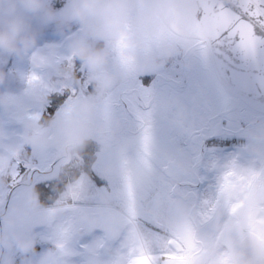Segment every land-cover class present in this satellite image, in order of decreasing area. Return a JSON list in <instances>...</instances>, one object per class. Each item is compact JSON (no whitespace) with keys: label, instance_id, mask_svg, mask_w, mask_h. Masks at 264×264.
<instances>
[{"label":"rangeland","instance_id":"obj_1","mask_svg":"<svg viewBox=\"0 0 264 264\" xmlns=\"http://www.w3.org/2000/svg\"><path fill=\"white\" fill-rule=\"evenodd\" d=\"M142 4L151 9L153 0ZM80 31L74 22L43 39L33 52L13 55L0 85V94L18 98L16 105L0 108V155L9 157L0 169V227L36 182L57 176L68 162L59 156L60 145L38 149L23 139L24 123L39 121L53 92L67 97L49 124L73 113L82 100L97 98L88 123L93 129L107 128L106 137L91 138L100 144L93 170L106 184L82 174L52 207L40 206L28 225L34 253L26 257L13 249L6 254L14 264H40L63 234L71 251L69 264H122L133 236L160 257L179 222L190 223L201 241L214 238L216 217L229 216L220 195L225 173L264 174V117L243 106L233 110L212 75L204 45L177 36H153L136 46L127 63L113 46L106 71L116 80L98 97L93 74L71 57L68 46ZM90 43L105 47L103 41ZM52 48L58 53L55 64L38 67L34 53ZM69 58L71 80L62 74ZM146 126L151 138L147 154L142 142ZM211 207L216 212L206 220Z\"/></svg>","mask_w":264,"mask_h":264},{"label":"clouds","instance_id":"obj_2","mask_svg":"<svg viewBox=\"0 0 264 264\" xmlns=\"http://www.w3.org/2000/svg\"><path fill=\"white\" fill-rule=\"evenodd\" d=\"M46 3L47 0H0V53L24 56L33 52L37 38L21 13L43 14L45 22L54 21L56 16L46 9ZM170 7L174 9V15L167 16ZM194 11L193 0H154L151 9H145L142 0H69L64 19L81 25L80 34L74 35L68 45L71 57L87 66L96 81L98 97L103 96L116 80L113 74L106 71V65L111 49L113 46L117 48L121 36L127 38L125 55L129 62L137 45L150 41L172 20H178L180 34L187 39L192 20L189 13L194 14ZM133 13H137L135 17ZM90 41H103L105 47L98 49ZM57 57L56 49L52 48L37 51L32 58L38 67H50L55 64ZM70 69L69 58L68 69L62 73L67 80H71ZM4 80V74L0 73V85ZM96 99L82 100L73 113L51 122L47 127L34 118L27 120L24 123V141L38 149L60 145L59 156L68 161L74 159L89 139L107 135L106 127H89ZM17 103L18 98L14 95L0 94V108H9ZM8 158V155H0V169L7 164ZM260 200L258 194L249 193L244 197L239 216L229 214L226 220L217 216L216 234L214 238L202 241L196 264H264V245L249 242L250 251H245L236 243L237 237L247 236V217L257 209ZM221 202L225 203L222 196ZM38 214V198L29 192L21 203L13 206L3 217L0 227V264H14V258L6 254L13 249L26 257L34 253L35 240L27 227ZM140 243L133 236L122 264H131L139 254L133 249L138 248ZM144 250L152 255L145 245ZM164 254L156 257V264L163 262L161 257ZM70 257L67 237L58 234L55 250L48 251L40 264H69Z\"/></svg>","mask_w":264,"mask_h":264},{"label":"water","instance_id":"obj_3","mask_svg":"<svg viewBox=\"0 0 264 264\" xmlns=\"http://www.w3.org/2000/svg\"><path fill=\"white\" fill-rule=\"evenodd\" d=\"M68 3L69 0H47L46 9L56 16L51 22H45L43 14L21 13L36 35V46L50 34L74 23L64 19ZM205 5L218 11L222 9L234 21L247 24L253 30V46L246 49L233 33L204 41L188 40L204 45L212 75L222 92L234 102L232 109L243 106L258 118L264 117V16L260 15L264 13V0H193L195 11L189 13L190 17L201 19ZM177 37L186 39L181 35ZM12 56L0 53V73L4 76ZM237 246L250 251L248 243L241 245L239 242Z\"/></svg>","mask_w":264,"mask_h":264},{"label":"snow or ice","instance_id":"obj_4","mask_svg":"<svg viewBox=\"0 0 264 264\" xmlns=\"http://www.w3.org/2000/svg\"><path fill=\"white\" fill-rule=\"evenodd\" d=\"M253 11V9H250ZM174 15V9L168 10L167 16ZM264 16V13H260ZM235 30V31H233ZM233 33L243 47L250 49L253 46V30L247 24H241L238 20H233L222 9L215 7L203 8L202 18L196 20L192 18L190 32L187 39H196L204 41L206 39L225 34ZM181 35L178 27V20H172L157 34L161 36ZM127 38L121 36L118 41L117 49L124 62H128L125 55L127 48ZM36 80L33 76L30 83ZM143 148L145 154L148 153L151 143L150 130L147 126L144 129ZM129 197L133 194L132 177L129 173L126 177ZM249 193H256L261 197L257 209L247 217V236L239 237L241 245L244 243H254L264 245V174L252 171H237L235 169L225 173L223 183L220 189V195L224 197L225 203L232 216H239L243 208L244 197ZM216 208L211 207L210 212L204 218L211 219L215 214ZM202 241L197 238L193 227L188 222H179L175 228L174 236L167 241L165 254L161 257L164 264H196V259L200 254ZM134 252L139 254L131 261V264H156V257L149 255L144 250V244L141 242L139 247H134Z\"/></svg>","mask_w":264,"mask_h":264},{"label":"trees","instance_id":"obj_5","mask_svg":"<svg viewBox=\"0 0 264 264\" xmlns=\"http://www.w3.org/2000/svg\"><path fill=\"white\" fill-rule=\"evenodd\" d=\"M67 94L53 92L49 94V104L39 119L41 125H49V120L53 117L57 109L65 102ZM100 144L89 139L79 151V154L72 160L63 164L57 176L36 182L32 192L38 198V203L43 208L52 207L67 186L78 180L82 174H87L97 185H104L106 181L101 179L93 170V165L97 160Z\"/></svg>","mask_w":264,"mask_h":264},{"label":"flooded vegetation","instance_id":"obj_6","mask_svg":"<svg viewBox=\"0 0 264 264\" xmlns=\"http://www.w3.org/2000/svg\"><path fill=\"white\" fill-rule=\"evenodd\" d=\"M232 101V100H231ZM233 105H234V102L232 101ZM235 110V109H234ZM146 225V224H145Z\"/></svg>","mask_w":264,"mask_h":264}]
</instances>
